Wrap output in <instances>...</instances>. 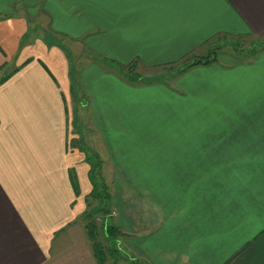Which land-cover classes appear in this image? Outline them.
I'll return each mask as SVG.
<instances>
[{
    "label": "crops",
    "instance_id": "obj_1",
    "mask_svg": "<svg viewBox=\"0 0 264 264\" xmlns=\"http://www.w3.org/2000/svg\"><path fill=\"white\" fill-rule=\"evenodd\" d=\"M39 17L60 45L29 36ZM246 38L262 43L249 57L218 48L142 86L97 59L149 76ZM69 40L91 52L78 105L112 177L160 187L150 214L133 212L130 181L122 204L112 196L125 250L143 264H264V0H0V264H97L88 167L69 138Z\"/></svg>",
    "mask_w": 264,
    "mask_h": 264
},
{
    "label": "rangeland",
    "instance_id": "obj_2",
    "mask_svg": "<svg viewBox=\"0 0 264 264\" xmlns=\"http://www.w3.org/2000/svg\"><path fill=\"white\" fill-rule=\"evenodd\" d=\"M30 24V30H29V36H34L35 38L39 40H43V37H54V43H58L60 45V40L55 35H50L51 33L47 30L46 21L44 19L39 18H33ZM46 32V33H45ZM50 39V38H49ZM222 45L219 46V49L224 50V52H230V53H239L240 57H249L251 54L260 48L261 41L253 40L252 38H246V39H233V40H225L221 41ZM75 40H69L66 42V45L69 46V51H67L68 56V65H70L71 68V78H72V85L74 86V91L72 88L70 89V93L67 99V116H68V122H69V138L71 137L72 133H78V141L77 145H81L82 143L86 148L89 150H92L94 152H97L100 157H104L106 159V155L101 147H98V137L97 134L93 131L92 123H90V118L88 114L87 108H82L78 105V102L81 97V90H80V84H79V77H80V70L82 66L86 62H88L91 57V52L88 51L86 48L84 50L81 49L80 45H77ZM64 46L63 44H61ZM66 47V46H65ZM222 47V48H220ZM216 48V47H215ZM90 53V54H89ZM182 64L175 65L173 67H167V68H158L156 70H151L149 73H153V75H149L148 78H152V80H159V81H169L171 80V76L174 74V72L181 67ZM135 66L133 67L134 72L136 73ZM139 71V70H138ZM141 72V71H139ZM139 86L144 85L138 84ZM136 86V85H134ZM77 118V119H76ZM80 140V141H79ZM103 152V155L101 153ZM103 161L102 165V176L104 178L105 184L108 186V192L111 195V201L109 206V214H110V222L117 226V213L115 211V208L113 205H111L112 202V196L114 198H118L117 196H120L118 198V201L122 204L121 200L122 196H126V193L124 192L123 188L127 186V182L130 181L131 184V198L132 202L135 207H132V210L135 213L139 209L147 208L146 212L147 214L154 213L157 207L158 203V195L160 191V187L157 188V179L155 177H147V178H139V179H129L123 180V179H115L112 177V173L109 171L110 163H107L106 161ZM86 166V164H84ZM138 166V165H137ZM127 170V169H126ZM140 171V170H139ZM138 173H141L139 172ZM120 188V190H119ZM91 191V190H90ZM122 191V193H121ZM87 193V195L84 196L83 200V215L81 216V220L84 225L87 222L86 219H84V214L91 212L92 217L88 219L89 221L92 220L96 227H97V234H98V241L101 243L103 248H107L108 246L116 247L119 249V258L114 261V259L108 258V261L106 264H132L130 261L132 259L131 254H129L124 246L122 245L121 241L124 240V238L128 235L123 232L118 226V228L123 232L121 237L118 239L119 241H106L103 233H102V221L103 216L98 213V210L101 208V205L98 201H94L88 197L90 192L88 190L84 191ZM142 195V196H140ZM126 200H128V197H125ZM141 203V205H140ZM79 206V205H78ZM137 206V207H136ZM137 219L140 218V212L136 216ZM123 229V228H122ZM139 264H143L140 263Z\"/></svg>",
    "mask_w": 264,
    "mask_h": 264
},
{
    "label": "trees",
    "instance_id": "obj_3",
    "mask_svg": "<svg viewBox=\"0 0 264 264\" xmlns=\"http://www.w3.org/2000/svg\"><path fill=\"white\" fill-rule=\"evenodd\" d=\"M216 49L218 47L213 48L212 50H209L208 54L204 57H186L179 64H182L181 67H179L175 72L174 76L181 75L185 71H187L190 67L193 66H205L210 65L211 63H214L216 61ZM100 60L101 64L108 67L111 70L118 71L123 78L132 85H138V84H146V83H152L157 82L159 80H152V78H148V76H142L134 72L133 65L130 66H122L114 61L107 60L101 57L97 58ZM178 65V64H176ZM175 66L170 65L167 66L173 67ZM164 67V68H167ZM173 75L171 77H173ZM82 99V96L80 97V100ZM79 100V102H80ZM78 102V104H79ZM82 106H84L83 103H80ZM87 107V105L84 106V108ZM77 119V118H76ZM80 141V140H79ZM73 143H77L76 140H72ZM79 150L83 152L85 156V164L88 167V182L91 187L90 194L88 197L94 201H98L101 205V208L98 210V213H100L103 216L102 221V233L106 239V241H119L118 239L121 237L122 232L121 230L112 224L110 222V214H109V206L111 201V195L108 192V186L105 184L104 178L102 176V165L103 161L100 157V155L97 152H94L92 150H89L84 146L82 143L78 146ZM92 217V213H86L84 214V219L87 220L85 224V233L86 236L90 242L91 252L92 255L96 261L97 264H106L108 261V258L117 260L119 258V249L116 247L108 246L106 249L103 248L101 243L98 241V234H97V227L95 223L92 220H88ZM132 264H139V262L135 259L130 260ZM114 264V263H113Z\"/></svg>",
    "mask_w": 264,
    "mask_h": 264
}]
</instances>
